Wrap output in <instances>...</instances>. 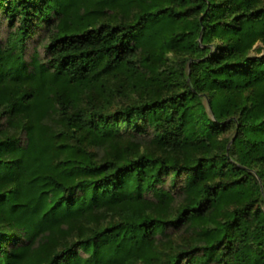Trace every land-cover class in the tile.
I'll use <instances>...</instances> for the list:
<instances>
[{"label": "trees", "instance_id": "obj_1", "mask_svg": "<svg viewBox=\"0 0 264 264\" xmlns=\"http://www.w3.org/2000/svg\"><path fill=\"white\" fill-rule=\"evenodd\" d=\"M1 24L0 264H264V0H0Z\"/></svg>", "mask_w": 264, "mask_h": 264}, {"label": "rangeland", "instance_id": "obj_2", "mask_svg": "<svg viewBox=\"0 0 264 264\" xmlns=\"http://www.w3.org/2000/svg\"><path fill=\"white\" fill-rule=\"evenodd\" d=\"M0 29L3 31L5 29V24L0 25ZM40 54L43 56V49L40 47L39 48ZM121 129H123V126H121ZM123 131V130H122ZM254 170H259V171H264V163L253 166ZM193 237L190 235L189 232L187 231H180L178 233H174L173 235L170 236L169 243L163 244L159 247V251L165 255L168 253H171L173 247H180L182 245H185L187 242H192Z\"/></svg>", "mask_w": 264, "mask_h": 264}]
</instances>
